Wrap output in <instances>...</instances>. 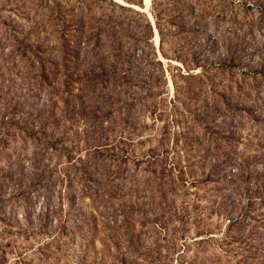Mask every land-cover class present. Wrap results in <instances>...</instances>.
Instances as JSON below:
<instances>
[{"label":"rangeland","instance_id":"374dc122","mask_svg":"<svg viewBox=\"0 0 264 264\" xmlns=\"http://www.w3.org/2000/svg\"><path fill=\"white\" fill-rule=\"evenodd\" d=\"M0 264H264V0H0Z\"/></svg>","mask_w":264,"mask_h":264},{"label":"bare ground","instance_id":"6f19581e","mask_svg":"<svg viewBox=\"0 0 264 264\" xmlns=\"http://www.w3.org/2000/svg\"><path fill=\"white\" fill-rule=\"evenodd\" d=\"M145 2L148 4L149 0H145ZM136 6V5H135Z\"/></svg>","mask_w":264,"mask_h":264},{"label":"water","instance_id":"95a60500","mask_svg":"<svg viewBox=\"0 0 264 264\" xmlns=\"http://www.w3.org/2000/svg\"><path fill=\"white\" fill-rule=\"evenodd\" d=\"M133 7V6H132Z\"/></svg>","mask_w":264,"mask_h":264}]
</instances>
